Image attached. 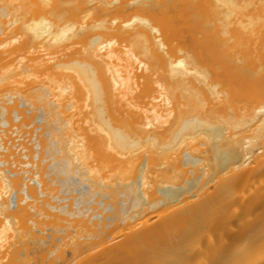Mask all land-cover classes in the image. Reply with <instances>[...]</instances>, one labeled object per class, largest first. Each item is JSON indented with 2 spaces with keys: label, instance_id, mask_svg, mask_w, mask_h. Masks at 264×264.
I'll list each match as a JSON object with an SVG mask.
<instances>
[{
  "label": "bare ground",
  "instance_id": "1",
  "mask_svg": "<svg viewBox=\"0 0 264 264\" xmlns=\"http://www.w3.org/2000/svg\"><path fill=\"white\" fill-rule=\"evenodd\" d=\"M0 264H264V0H0Z\"/></svg>",
  "mask_w": 264,
  "mask_h": 264
}]
</instances>
